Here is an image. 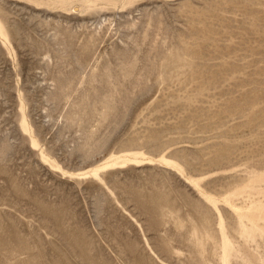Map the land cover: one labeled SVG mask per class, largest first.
<instances>
[{
  "label": "rangeland",
  "instance_id": "1",
  "mask_svg": "<svg viewBox=\"0 0 264 264\" xmlns=\"http://www.w3.org/2000/svg\"><path fill=\"white\" fill-rule=\"evenodd\" d=\"M0 264H264V0H0Z\"/></svg>",
  "mask_w": 264,
  "mask_h": 264
}]
</instances>
